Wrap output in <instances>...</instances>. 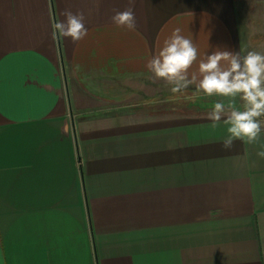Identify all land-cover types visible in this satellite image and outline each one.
<instances>
[{
    "label": "crops",
    "instance_id": "obj_1",
    "mask_svg": "<svg viewBox=\"0 0 264 264\" xmlns=\"http://www.w3.org/2000/svg\"><path fill=\"white\" fill-rule=\"evenodd\" d=\"M248 1L264 10L0 0V264H264L258 143L224 149L222 123L158 107L170 86L146 68L177 28L198 60L243 54ZM129 7L134 30L111 21ZM66 10L83 14V38L55 34ZM188 71L199 78L197 63Z\"/></svg>",
    "mask_w": 264,
    "mask_h": 264
},
{
    "label": "clouds",
    "instance_id": "obj_2",
    "mask_svg": "<svg viewBox=\"0 0 264 264\" xmlns=\"http://www.w3.org/2000/svg\"><path fill=\"white\" fill-rule=\"evenodd\" d=\"M134 4V0H130ZM111 21L117 27L129 30L135 28L132 7L116 12ZM55 34L71 38H83L87 29L82 13L66 10L63 19L54 25ZM226 61L227 66H222ZM198 64L199 78L189 75L193 63ZM146 68L156 80L167 83L171 93H180L190 87L195 93L216 96L208 119L225 126V135L220 141L224 149H230L234 141L258 143L256 155L264 159V142L259 141L264 130V54L249 50L245 54L238 51H221L218 48L208 52L198 60V50L192 40L173 31L160 50L146 63Z\"/></svg>",
    "mask_w": 264,
    "mask_h": 264
},
{
    "label": "rangeland",
    "instance_id": "obj_3",
    "mask_svg": "<svg viewBox=\"0 0 264 264\" xmlns=\"http://www.w3.org/2000/svg\"><path fill=\"white\" fill-rule=\"evenodd\" d=\"M247 10L240 13L239 38L240 45L245 54L249 50L259 51L264 54V10L262 5L245 2ZM248 15V16H247ZM168 91V90H166ZM165 89L157 94L164 101L158 107L166 109H180L184 112L208 115L213 102L219 97H208L195 91H184L180 93H166ZM161 93L163 95H161ZM160 100V99H159ZM164 103V104H163ZM264 119V118H262ZM264 131V130H262Z\"/></svg>",
    "mask_w": 264,
    "mask_h": 264
},
{
    "label": "water",
    "instance_id": "obj_4",
    "mask_svg": "<svg viewBox=\"0 0 264 264\" xmlns=\"http://www.w3.org/2000/svg\"><path fill=\"white\" fill-rule=\"evenodd\" d=\"M71 116H72V112H71Z\"/></svg>",
    "mask_w": 264,
    "mask_h": 264
}]
</instances>
